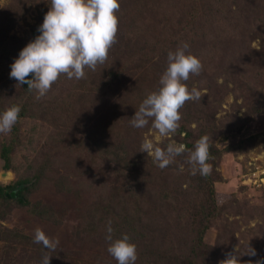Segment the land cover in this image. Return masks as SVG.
Wrapping results in <instances>:
<instances>
[{
	"label": "rangeland",
	"instance_id": "obj_1",
	"mask_svg": "<svg viewBox=\"0 0 264 264\" xmlns=\"http://www.w3.org/2000/svg\"><path fill=\"white\" fill-rule=\"evenodd\" d=\"M49 1L19 0L14 3L13 0H0V113L12 105L21 107L24 103L29 104L26 115L21 118L19 132L15 134L18 141L10 152L9 166L1 151L3 146L10 144L14 135L12 130L7 134L0 133V186L18 182L32 186L30 192L25 194L29 200L27 206L5 202L0 196V264H27L26 255L32 247L42 246L34 242L37 228L43 230L51 240L59 242L57 250L61 253L79 249L87 254L102 253L107 249L106 236L102 233L106 232L107 227L103 228L102 224L98 227L92 222V218L99 217L101 212L94 211L92 217L89 210L91 204L102 202L104 206L107 202H113L119 210L128 207L134 194V176L139 173L128 158L131 154L141 153L142 163L138 165L142 166V170L144 165H158L152 156L140 151L145 138L161 148H166L169 143H182V138L176 132L159 137L157 130L151 127V121L147 127L135 128L124 120L121 126L126 129L131 125L135 133L131 144H126L128 152L127 148L121 147L115 150L106 138L101 139L102 142L104 140V147L101 142L102 147L99 148L98 144H94L97 143L94 136L85 133L88 125L77 130L69 125V119L67 121L64 115H60L64 113L63 107L81 79H68L62 74L50 91L37 99L35 91L25 90L10 78L12 63L20 51L33 41V26L47 10ZM218 1H212L213 7H209L210 1H203L197 13L200 22L206 25L212 22V16H207L208 13L221 10L224 15L215 19L216 30L230 35L233 41V45L227 49L228 53H219L215 62L212 51L207 49L203 54L204 65L212 72H209L210 79L207 74L204 81L195 83L201 92V99L192 100L193 107L202 104L207 110L204 117H212L217 127L213 139L222 150L214 167L220 173V180L215 186L221 215L206 231L204 240L207 247L200 260L201 264H220L227 258L228 252L238 247L243 253L249 244L257 255H241L239 258L241 264H249V261L255 264L257 260L264 259V62L252 63L243 55L247 46L260 48L261 40L253 37L249 41L246 35L247 42L240 45L245 27L244 18H240V15L245 7L249 12L257 10L259 18L264 20V0H220L219 4ZM144 2L148 3L147 9ZM189 2L139 0L136 6L131 4L127 11L138 15L136 21L126 20L118 24L116 43L110 49L107 61L97 68L111 66L115 53L122 54L124 40L127 41L132 26L152 28L156 26L153 20H156V16L158 18V14L165 16V21L169 20L164 25L176 26L174 17L181 11L185 13L191 4ZM124 3L128 5L129 1ZM238 8L239 11H236ZM203 11L206 16H201ZM222 38L227 43L230 37ZM240 79L245 80L241 88L237 85ZM256 100L262 103L261 110L257 104L250 103ZM194 110L197 112L193 113ZM42 111L47 115L53 114V117H39ZM188 112V109H184L183 116ZM201 114L200 110L192 108L189 113L191 129L207 124V120L201 122L193 119ZM71 116L70 113L69 118ZM134 157L140 162L138 155ZM185 164L175 157L170 166L165 167L170 172L171 183L182 185L183 189L187 187L183 179ZM190 203H197V199L189 196L185 200L182 196L181 201L174 204L176 207L172 214L181 218L182 223L180 228L178 225L170 226L174 236L183 238L181 234L185 232L189 241L195 237L193 227L186 224L190 220ZM162 223L155 222L154 225L158 236L156 244L160 243L162 235L159 226ZM145 236H149V233ZM141 249L143 256H139L138 264H147L143 257L149 255V248L141 245Z\"/></svg>",
	"mask_w": 264,
	"mask_h": 264
},
{
	"label": "trees",
	"instance_id": "obj_2",
	"mask_svg": "<svg viewBox=\"0 0 264 264\" xmlns=\"http://www.w3.org/2000/svg\"><path fill=\"white\" fill-rule=\"evenodd\" d=\"M13 1L14 3L19 2V0ZM125 1H129L128 5L123 4ZM203 1L207 0H190L189 3L191 4H188L186 12L182 13L181 11L174 17L177 27L175 25H164V23H169V20L165 21L167 18L159 14L158 18L156 16V20H153L156 22V26H152V28L139 26L133 28L132 26L127 41L124 40L125 49L121 51L122 54L115 53L116 56H113L114 62L107 68L102 66L100 69L96 68L98 70L95 71L88 69L85 78L79 81L68 102L65 103L64 113L62 112L60 115H64L67 121L69 119V123L71 122L69 125L76 127L77 130L83 128L84 125H88L89 128H86L85 133L88 132L89 135L94 136L97 143L93 142L95 145L98 144L99 148L102 147L101 139L105 140L106 138L108 144L111 143L115 150L118 151L120 147L126 149V144H131L135 133L131 125H128L126 129L121 126L122 122L128 120L131 124L132 117L147 95L153 91H158L160 78L168 65L169 51H175L179 45L187 43L189 45L188 51L201 60L203 65L201 73L199 75L190 74V78L186 82L188 89L191 90L193 88L197 89L195 83L204 81L207 74L210 79L211 74L209 72L212 71L204 65L203 54L208 50L212 51L211 54L215 62L219 53L224 51L227 54L230 49L229 46L233 45L230 35H223L222 31L216 30L215 19L217 16L224 15L221 10H219L220 12L210 11L208 13L207 16H212V20L210 19L212 22L206 25L203 24V21L200 22L201 18L200 15L197 16V13L201 10ZM208 1H210L208 4H211L209 7H213V2L217 0ZM119 2L118 24H123L126 20L136 21L135 18L138 15L135 16L127 11V7L131 4L136 6L139 0H119ZM147 2L143 3L146 9L148 8ZM219 2L220 0L217 3L219 4ZM243 9L245 11L241 12L240 18H244L245 27L241 33L240 45L247 42L245 40L246 35L249 41L253 37L261 40L260 48L247 46L248 49L244 50L243 55H246L252 63L253 61L256 64L258 61L264 62V20L259 18L260 14L257 10L249 12L245 7ZM49 10L50 4L33 26L34 39L40 34L38 31L39 26L43 23L45 14ZM236 11H239V8ZM202 15L206 16V13L203 11ZM222 37L230 38L225 43V39ZM214 38L215 42L212 43ZM219 42L223 44L220 45ZM221 47L222 49H220ZM230 54L232 53L230 52ZM250 67L254 66L250 65ZM202 73H204L203 77L201 76ZM239 81L237 85L241 88L245 80L240 79ZM22 87L29 90L27 84L22 85ZM250 103L257 104L258 109L261 110L262 103L258 100ZM192 104H194V101L189 100L180 109L182 119L176 131L178 136L182 138L181 144L184 143L187 150L185 153L176 156L180 162L186 163L183 168V179L187 187L183 189L182 185L171 183L170 172L166 168L161 169L158 165H144L142 170V166L138 165L142 163L141 153L134 155L141 158L140 162L131 154L128 159L133 162L134 168H136L135 171L139 173L134 176V194L128 207L119 210L113 202H107L104 206L101 205L102 202H94L89 208L92 217L94 211L101 212L99 217L92 218V222H95L98 227L101 224L103 228L104 226L107 227L108 221L111 220L114 238H120L124 234L129 235L130 239L137 245L138 259L136 264L140 260L139 256H143L141 245L149 248V255L143 257V261L147 264L152 262L158 264L160 261L163 264H201L200 259H202L201 257L207 247L204 240L206 231L213 221L221 215V208L216 200L215 186V183L220 180V173L214 169L222 154V150L213 139L217 127L212 117H204L207 110L202 104L195 107ZM28 106L29 104L26 103L21 106L18 122L12 128L14 135L12 141L8 146L5 145L2 148L1 155L7 166L10 165V152L13 149V144L18 141L16 135L19 132L21 118L26 115V110L29 109ZM192 108H196L202 113L196 115L193 119L201 122L208 121L207 124L199 126L195 130L189 126V117L191 116L189 113ZM184 109L190 111L186 116H183ZM55 111H57V108ZM195 112L197 111L194 110L193 113ZM41 113L39 117L40 115L42 118L47 119L53 117V114H49V116L43 111ZM70 113L72 116L69 118ZM128 116L129 118H126ZM204 135L209 137L208 163L211 165L212 171L207 176H202L199 172L192 175L191 165L188 163L189 152L195 150L196 141ZM104 140L102 142L103 147ZM31 189L32 186L25 184V182L10 183L0 186V196L5 202L27 206L29 200L25 194L29 193ZM170 192L173 195L171 197ZM182 196L185 200L189 196L197 199V203H190L189 205L192 209L188 212L190 220L186 224L193 227V233L195 234V237L190 241L185 232L181 234L183 238H178L179 236H174V233L170 230V226L176 227L178 225V228L181 227L182 219L176 215L173 216L172 212L175 211L176 205L174 204H178ZM158 221L163 222L159 226L160 235L162 236L160 243L156 244L158 236L157 228L154 225L155 222L160 223ZM115 226L118 228L116 229ZM102 233L105 236L107 235L106 232ZM146 233H149V236H145ZM105 241L108 249L109 242L106 239ZM107 249L105 248L100 254H87L80 252V249L61 253L58 250L55 252L47 251L43 246H33L26 258L27 264H42V256L47 251V254L52 256L50 264H118Z\"/></svg>",
	"mask_w": 264,
	"mask_h": 264
},
{
	"label": "clouds",
	"instance_id": "obj_3",
	"mask_svg": "<svg viewBox=\"0 0 264 264\" xmlns=\"http://www.w3.org/2000/svg\"><path fill=\"white\" fill-rule=\"evenodd\" d=\"M49 4L50 10L38 29L40 34L20 51L10 72V78L16 80L17 85L27 84L30 91L36 92L37 99L44 97L62 74L68 79L79 80L85 78L86 69L95 71L98 65L104 64L116 43L118 32L119 0H50ZM188 48L189 45L184 43L175 51H169L168 65L160 78V87L158 91L148 94L140 104L131 119L133 127L144 128L151 121V127L157 130L159 137L169 136L179 127L182 119L180 109L184 104L189 100L201 99L199 90H189L186 85L190 74L199 75L203 68L201 60ZM20 112L19 105H12L0 113V133L7 134L12 130ZM209 148V137L204 135L196 141L195 150L189 152L188 163L192 175L199 172L207 176L211 173ZM140 151L152 156L163 169L187 150L183 144L173 143L161 148L145 138ZM113 231L109 220L105 237L109 242V254L118 264H136L137 245L128 234L114 238ZM34 242L51 252L57 250L59 243L51 240L40 228L35 230ZM47 251L42 256V264H50L52 256ZM241 255L256 256L257 253L249 244L243 253L237 247L228 252L227 258L220 264H241ZM255 264H264V259L257 260Z\"/></svg>",
	"mask_w": 264,
	"mask_h": 264
}]
</instances>
